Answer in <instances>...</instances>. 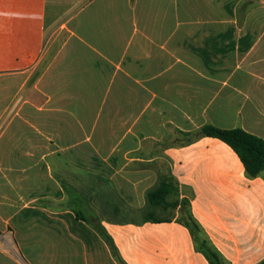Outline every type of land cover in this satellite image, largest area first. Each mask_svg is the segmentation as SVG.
I'll list each match as a JSON object with an SVG mask.
<instances>
[{
  "label": "crops",
  "instance_id": "1",
  "mask_svg": "<svg viewBox=\"0 0 264 264\" xmlns=\"http://www.w3.org/2000/svg\"><path fill=\"white\" fill-rule=\"evenodd\" d=\"M205 126L264 140V0H0V264H210L184 201L264 263V172Z\"/></svg>",
  "mask_w": 264,
  "mask_h": 264
},
{
  "label": "trees",
  "instance_id": "2",
  "mask_svg": "<svg viewBox=\"0 0 264 264\" xmlns=\"http://www.w3.org/2000/svg\"><path fill=\"white\" fill-rule=\"evenodd\" d=\"M200 136L218 138L230 145L240 156L250 177H258L264 172V140L262 138L243 129L226 130L214 126L203 127ZM158 190L159 188L148 194L150 201L159 194ZM187 205L188 202L184 201L182 221L190 229L199 251L206 256L210 264H224L220 255L202 237V230L193 219L190 210L186 208ZM109 243L117 254L116 247L110 238Z\"/></svg>",
  "mask_w": 264,
  "mask_h": 264
},
{
  "label": "rangeland",
  "instance_id": "3",
  "mask_svg": "<svg viewBox=\"0 0 264 264\" xmlns=\"http://www.w3.org/2000/svg\"><path fill=\"white\" fill-rule=\"evenodd\" d=\"M128 218L140 219L141 217L140 216H135V217H128ZM0 251L6 252L7 254L12 255V256H14L17 259H20V257H21V252H20L19 247H17V245L13 246V244H10V243L4 244V245H0Z\"/></svg>",
  "mask_w": 264,
  "mask_h": 264
}]
</instances>
